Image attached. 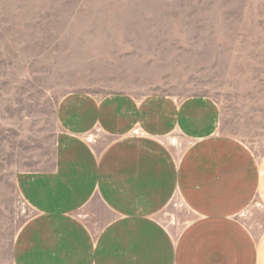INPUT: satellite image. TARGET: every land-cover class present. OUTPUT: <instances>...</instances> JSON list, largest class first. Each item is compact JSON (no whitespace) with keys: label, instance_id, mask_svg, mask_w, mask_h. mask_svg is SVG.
<instances>
[{"label":"rangeland","instance_id":"1","mask_svg":"<svg viewBox=\"0 0 264 264\" xmlns=\"http://www.w3.org/2000/svg\"><path fill=\"white\" fill-rule=\"evenodd\" d=\"M84 103L192 112L196 129L213 114L220 143L263 168L264 0H0V264H14L33 215L21 178L52 170ZM202 137L196 151L212 139ZM172 143L182 155L186 141ZM245 177L251 200L237 218L259 244L264 200ZM172 208L181 228V198Z\"/></svg>","mask_w":264,"mask_h":264},{"label":"crops","instance_id":"2","mask_svg":"<svg viewBox=\"0 0 264 264\" xmlns=\"http://www.w3.org/2000/svg\"><path fill=\"white\" fill-rule=\"evenodd\" d=\"M209 117L196 129L192 112L84 103L59 133L52 170L21 178L33 215L16 236L14 264H264V237L257 244L237 218L251 200L239 192L244 176L264 200V167L220 143ZM202 136L212 139L196 151Z\"/></svg>","mask_w":264,"mask_h":264}]
</instances>
